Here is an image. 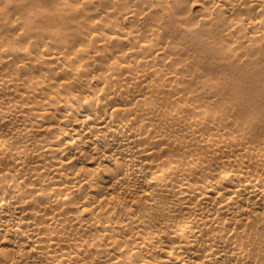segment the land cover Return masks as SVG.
<instances>
[{
    "label": "bare ground",
    "instance_id": "obj_1",
    "mask_svg": "<svg viewBox=\"0 0 264 264\" xmlns=\"http://www.w3.org/2000/svg\"><path fill=\"white\" fill-rule=\"evenodd\" d=\"M253 95L264 0H0V264H256Z\"/></svg>",
    "mask_w": 264,
    "mask_h": 264
},
{
    "label": "rangeland",
    "instance_id": "obj_2",
    "mask_svg": "<svg viewBox=\"0 0 264 264\" xmlns=\"http://www.w3.org/2000/svg\"><path fill=\"white\" fill-rule=\"evenodd\" d=\"M193 10L199 9L194 8ZM253 100L256 102V107H248L247 112L242 114L239 110L241 106H247V101L245 99H234L228 96L215 97L216 103L214 107L221 112V116L226 122L231 123L225 136H228L229 132L237 133L236 130L239 129L237 123L247 120L250 114L255 111L259 113V117L264 118V96L253 95ZM263 133L264 132H262L260 137L255 139V141L261 139ZM247 259L256 264H264V231L256 237L254 243L247 245Z\"/></svg>",
    "mask_w": 264,
    "mask_h": 264
}]
</instances>
